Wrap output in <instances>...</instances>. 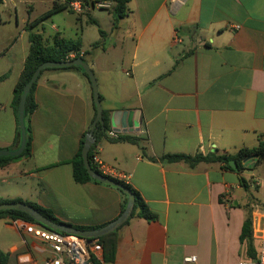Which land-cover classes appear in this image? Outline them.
<instances>
[{
  "label": "crops",
  "instance_id": "1",
  "mask_svg": "<svg viewBox=\"0 0 264 264\" xmlns=\"http://www.w3.org/2000/svg\"><path fill=\"white\" fill-rule=\"evenodd\" d=\"M55 1H0V78L6 75L0 82V149H17L12 101L30 33L45 40L36 28L57 13L77 14L69 29L53 24L52 30L82 41L110 128L115 112L134 111L137 124L125 137L141 139L156 159L129 141L104 136L98 142L114 177L131 184L157 217L123 225L115 261L104 264H182L190 255L197 256L196 264L250 259L241 243L244 222L250 217L264 224V204L242 194L240 177L261 189L255 174L220 162L191 167L162 158L233 154L264 139V0H131L119 20L111 12L115 3L101 0L110 4L103 9L111 13L107 29L95 17L84 22L83 13L71 8L42 19ZM22 4H30L23 17ZM93 27L99 32L87 35ZM34 95L32 154L0 167V200L36 203L74 226L113 222L121 215L120 192L73 176V160L94 117L91 81L77 69L49 70ZM21 222L0 219V250L9 254L8 264L43 259L34 249L38 240L19 230Z\"/></svg>",
  "mask_w": 264,
  "mask_h": 264
},
{
  "label": "trees",
  "instance_id": "2",
  "mask_svg": "<svg viewBox=\"0 0 264 264\" xmlns=\"http://www.w3.org/2000/svg\"><path fill=\"white\" fill-rule=\"evenodd\" d=\"M1 1V0H0ZM74 0H56L52 10L46 14L42 19L47 17L50 14L69 9L71 2ZM115 3L114 9L111 11L112 14L115 17V20H119L124 15L127 14L128 8L127 4L131 0H111ZM94 1H85L84 3H93ZM38 20L36 23L42 21ZM103 34L104 32L101 31ZM30 51L26 58L23 71L21 73V76L15 86L14 89V98L12 101V108L14 110L16 120H17V149L20 147L21 143V129H20V123H19V104L21 100V96L23 94L24 87L26 84L30 81L32 78L33 73L35 70L43 63L45 62H62L66 61V56L71 52H77V57H83L86 61V55L88 52H82V41L80 39L72 40V39H65L61 37L60 34H56L54 36V41L52 45H48L43 35L31 32L30 33ZM97 47V44L93 46V49ZM63 69H77L80 70L88 79V74L81 68V67H64V68H49L45 69L40 77L38 78L37 82L34 83V85L31 88L30 93L27 96L26 101V107H25V127H26V146L23 151V153L19 156H0V167H3L10 161L22 158V157H29L32 154V128L30 124V117L37 109V103L35 100V89L38 85V81L41 78V76L49 70H63ZM6 77L3 76L0 78V82ZM90 80V79H89ZM102 99V97H101ZM92 107L94 110V117L92 120V124L89 128V132L93 128V121L96 117V106L94 103V97L92 98ZM104 113V120L105 124L100 125L98 124L96 129L94 130V137H95V143L92 145L90 151H89V159L92 160V155L94 153V150L98 146L99 140L107 135V131L110 129L109 124V112L103 111ZM86 139V135L84 136L83 140L81 141L80 148L78 153L76 154L74 160H73V176L76 182L78 183H88L93 182L96 184H103L93 178L90 177V175L87 172V169L84 165V160L82 156V149L84 146V142ZM121 140L129 141L134 144H137L138 146H141L144 154L146 157H148L152 161H156V159L152 156H150L147 152V148L145 144H143L141 139L135 138V137H125ZM1 150V149H0ZM162 160L175 163L184 161L188 163L191 167L195 166L196 164L200 162H220L223 163L225 168L229 170H234L231 165L230 161H235L237 165V172L242 174L245 170L248 169L250 164L259 165L264 161V139L260 141L258 146L254 148H241L236 153L233 154H226V155H216V154H210L208 156H203L201 154H198L196 156H186V155H167L162 158ZM93 169L95 171L100 172L91 162ZM101 173V172H100ZM119 182H121L123 185H125L136 197L134 210L132 213V216L130 219L125 223L128 224L129 221L133 218H143L147 221H154L156 220V215L149 209L148 205L143 200L141 194L128 182H126L123 179L117 178V177H111ZM241 185L245 190H249L250 184L249 181L246 180L243 176L240 177ZM110 186V185H109ZM113 187V186H112ZM115 188V187H114ZM121 196H122V205H121V214L124 212V210L127 207L128 204V196L120 189L116 188ZM23 202L22 200H0L1 203H9V202ZM31 206H33L35 209H37L41 214H43L45 217L53 220L55 223L59 224H66L59 220L51 210L43 208L39 206L36 203L31 202H25ZM3 218H10L12 220L21 219L26 222L36 223L37 221L28 213L17 211V210H6V211H0V219ZM71 225V224H69ZM77 229L80 230H96L99 228H102L103 226H95V227H87V226H74L71 225ZM121 228L117 229L114 232H111L103 237L100 238V242L104 249V262L105 263H114L117 253V246H118V239H119V230ZM241 243L246 248V253L248 255V258L254 259L256 257V246L254 239L252 237V219L250 217H247L242 234H241ZM9 261V254L5 253L0 250V264H8Z\"/></svg>",
  "mask_w": 264,
  "mask_h": 264
},
{
  "label": "water",
  "instance_id": "3",
  "mask_svg": "<svg viewBox=\"0 0 264 264\" xmlns=\"http://www.w3.org/2000/svg\"><path fill=\"white\" fill-rule=\"evenodd\" d=\"M81 67L89 76V79L92 84L93 88V96H94V103L96 106V117L93 122V128L88 134L86 135V139L84 142V146L82 149V156L84 160V165L87 169L88 174L91 178L113 186L115 188H118L122 190L127 196H128V204L124 212L113 222L107 224L106 226H103L102 228L96 229V230H80L77 229L69 224H59L55 223L53 220L45 217L43 214H41L37 209H35L33 206L25 203V202H9V203H1L0 204V211H6V210H17L21 212H25L30 214L38 223L41 225L53 229L58 230L62 232H66L69 234H75L86 238H93V239H100L101 237L116 231L117 229L121 228L125 223L130 219L132 216L135 200V195L121 182L106 176L98 171H95L93 169V166L89 159V151L92 147V145L95 143V137H94V130L96 129L97 125H103L105 124L104 120V113H103V107L101 103V95L99 92L98 84L96 76L89 65L83 57H77L70 61H62V62H45L41 64L33 73L32 78L30 81L26 84L23 90V94L21 96L20 104H19V123H20V129H21V143L20 147L16 150H0V156H19L23 153L25 146H26V127H25V107H26V101L27 96L31 91L32 86L35 82H37L38 78L40 77L41 73L45 69L49 68H64V67ZM137 124V115L134 111H117L112 116V126L113 128L117 129H133V127ZM231 167L237 171V165L235 161H230Z\"/></svg>",
  "mask_w": 264,
  "mask_h": 264
},
{
  "label": "built area",
  "instance_id": "4",
  "mask_svg": "<svg viewBox=\"0 0 264 264\" xmlns=\"http://www.w3.org/2000/svg\"><path fill=\"white\" fill-rule=\"evenodd\" d=\"M95 7L99 9H110V4L103 1L93 3H83L74 1L70 8L76 13L90 11ZM77 58V52H71L66 56V61ZM129 129L110 128L107 137L111 140H120L127 136ZM93 165L104 175L114 177V173L101 160L98 147L94 150L92 160ZM225 199H228L226 194ZM21 232L38 240L34 247L35 251L43 256L41 261L31 258L23 264H104V249L100 239L86 238L75 234L53 230L40 223L21 222L19 223ZM252 237L256 240V257L254 259H244L239 264H264V224L256 221L252 222ZM196 255L186 256L182 264H196Z\"/></svg>",
  "mask_w": 264,
  "mask_h": 264
},
{
  "label": "rangeland",
  "instance_id": "5",
  "mask_svg": "<svg viewBox=\"0 0 264 264\" xmlns=\"http://www.w3.org/2000/svg\"><path fill=\"white\" fill-rule=\"evenodd\" d=\"M82 1L83 3L85 1L90 2L91 0H79ZM28 5L30 4H22L21 6H19V10H20V15L26 16L27 13H29V8ZM42 11V8L40 6H38V4H36L35 6H33V12L35 15H38L39 12ZM88 13V11L83 12L82 15V19L84 22L88 21L91 17H95V19H99V25L101 29H107L108 28V18L110 16V12L108 10H103V9H99L97 7H95L94 9L91 10V13L89 14H85ZM57 16L55 19H49L45 21V26L42 28L41 26H39L38 28H36L35 31L41 30L44 32V37H45V41L48 42V40H50L52 42L53 37L55 36V31L52 30L51 25L56 24L59 29L64 32L66 29H69L71 24H75L78 22L79 20V15L77 14H72V13H57ZM90 30H93L94 34L96 35L99 32V29L97 27H93V29H89L87 30V35H89L91 33ZM248 170L251 172H247L249 173H254L256 179H258V182L261 185V189H259V186L257 184L254 185V187L250 188V190H242V194L250 201H254V200H260L263 204H264V163H261L259 165H255V164H250L248 167Z\"/></svg>",
  "mask_w": 264,
  "mask_h": 264
}]
</instances>
